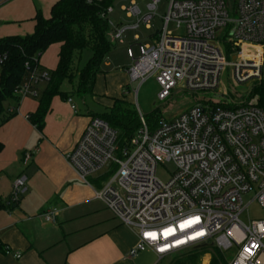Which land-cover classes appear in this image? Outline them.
I'll return each mask as SVG.
<instances>
[{"label":"built area","instance_id":"1","mask_svg":"<svg viewBox=\"0 0 264 264\" xmlns=\"http://www.w3.org/2000/svg\"><path fill=\"white\" fill-rule=\"evenodd\" d=\"M159 2L152 0L143 14L132 1L124 9L137 22L110 30V42L122 41L128 29L141 24L151 29ZM113 10L107 6L103 16ZM171 23L178 34L169 31ZM138 50V57L132 46L128 50L134 61L130 79L155 77L159 100L174 90L215 94L220 100H197L174 120L160 119L153 128L140 114L141 127L124 143L108 122L91 117L67 161L96 199L137 230L131 257L146 250L163 258L198 246L224 253L237 247L228 264H264V219L241 220L253 202L264 209V110L257 103L227 98L221 87L227 67L240 84L264 80V0H168L164 27L151 42L139 43ZM49 77L48 70H35L15 88V96L38 97V86ZM32 154L25 153L24 166ZM166 162L174 170L163 182L157 167ZM25 181L24 175L15 179L13 204L25 193ZM45 218L53 221L54 211L48 210ZM4 251L20 257L8 245Z\"/></svg>","mask_w":264,"mask_h":264},{"label":"crops","instance_id":"2","mask_svg":"<svg viewBox=\"0 0 264 264\" xmlns=\"http://www.w3.org/2000/svg\"><path fill=\"white\" fill-rule=\"evenodd\" d=\"M57 1L0 0V39L32 34L37 13L48 18ZM108 37L110 40V34ZM140 41L135 34L129 48ZM118 43H124V38L114 47ZM60 49L61 44H52L41 55L43 69L51 71L58 66ZM75 60L76 54V71L83 66ZM105 64L112 68L109 61ZM45 87L43 83L38 89ZM39 96L9 99L6 111L14 109L15 115L0 124V200L7 205L0 209V264H137L129 255L138 242L137 230L122 224L96 199L94 190L67 161L91 113L82 114L72 95V103L56 96L39 131L29 118L38 107ZM27 152L33 154L24 166ZM20 175L26 176V191L13 204V184ZM48 210L55 213L53 221L45 218ZM6 245L20 257L6 253Z\"/></svg>","mask_w":264,"mask_h":264},{"label":"trees","instance_id":"3","mask_svg":"<svg viewBox=\"0 0 264 264\" xmlns=\"http://www.w3.org/2000/svg\"><path fill=\"white\" fill-rule=\"evenodd\" d=\"M111 4L107 0L101 4L89 5L87 0H58L51 8L48 18L39 11L35 17V30L25 36H11L0 39V124L7 121L14 112L6 111L5 104L11 98H17L15 88L26 80L35 70H42L39 58L52 44H61L58 66L49 71L50 77L40 94L38 107L30 115V121L42 131L45 118L50 111L54 97L67 99L73 93L83 96L92 92L96 76L102 71L101 65L106 53L114 47L108 34L110 25L103 11ZM90 50L92 55L80 69L74 70L73 62L76 53ZM69 81L73 87L71 94L62 91L64 82ZM256 93L259 96L257 105L264 110V80ZM122 99H115L110 111L104 114L91 113L100 117L118 130L121 137L130 138L140 120L135 111L121 110ZM0 144V149H1ZM12 203V202H11ZM0 200V209L6 208ZM0 244V249H2ZM211 249L214 255L210 264H228L224 252L213 246L191 248L189 261L178 260L172 264H196L200 255Z\"/></svg>","mask_w":264,"mask_h":264},{"label":"rangeland","instance_id":"4","mask_svg":"<svg viewBox=\"0 0 264 264\" xmlns=\"http://www.w3.org/2000/svg\"><path fill=\"white\" fill-rule=\"evenodd\" d=\"M132 1H135L140 6L142 13L146 14L148 12L147 4L152 0H111L110 5L114 9L108 15V20L113 24L110 26L111 30L120 24L130 26L137 22L135 18L129 19L127 17V11L124 9L128 8ZM231 5L233 6L232 1ZM167 12L168 0H160L156 10V16L151 21V29H146L144 24H141L138 29H128L124 34V43H118L116 47H112L106 53L101 65L102 71L96 76L92 92H87L83 96L77 93L72 94L74 104L81 109L82 114H87L88 112L104 114L110 111V107L113 105L115 99H122L123 101L119 103L121 110L135 111L139 120L140 114L143 115L149 127L153 128L160 119L166 121L174 120L191 109L197 100H220V97L215 96V94H196L188 91L174 90L169 98L161 101L158 99L161 89L155 77L149 76L143 82L131 81L128 68L133 66L134 61L130 56L128 57L129 42L133 41L135 34H139L141 37V41L138 43H145L151 40V36H157L165 25ZM169 31L178 34L180 30L176 31L175 25L171 23L169 25ZM133 50L135 56L138 57V45H135ZM91 55L90 50H83L81 54L76 53V65L84 66ZM107 61L112 63V68L105 66ZM260 83H254L249 86L246 83H238L234 78L232 68L229 67L223 71L221 77V87L228 93L227 98L232 100L237 98L238 101L246 103H258L259 96L256 93V89ZM61 89L63 92L69 94L73 92V87L69 81L64 82ZM42 91L43 88L38 89L39 95ZM140 127L141 122L136 130ZM128 140V137H121L123 143ZM173 170V163H161L157 167V177L161 181L166 182L169 180ZM89 179L91 180L92 178ZM245 200H247V197H245ZM258 218L264 219V209L257 202L251 203L241 215V220L246 223L249 222V219ZM190 250L191 248L182 250L164 256L163 258L157 256L151 250H146L132 258L136 260L137 264H172L178 260L188 262L191 255L189 253ZM237 251V247H233L227 251L225 253L226 259H233ZM213 255L214 252L211 249L206 250L200 255L196 264H210Z\"/></svg>","mask_w":264,"mask_h":264}]
</instances>
